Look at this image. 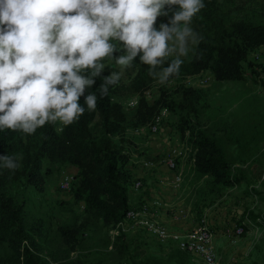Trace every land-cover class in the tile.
I'll use <instances>...</instances> for the list:
<instances>
[{
	"label": "rangeland",
	"instance_id": "rangeland-1",
	"mask_svg": "<svg viewBox=\"0 0 264 264\" xmlns=\"http://www.w3.org/2000/svg\"><path fill=\"white\" fill-rule=\"evenodd\" d=\"M205 5L193 19L203 40L181 67L209 50L208 41L218 52L229 38L245 47L254 35L251 42L259 43L242 58V79L215 80L211 70L203 69L161 84L137 57L121 82L110 86V121L118 125L109 135L110 146L129 169L175 159L177 166L170 170L180 185L175 179L169 188L162 184L170 198L153 205L172 232L184 235L206 225L217 251L215 264H264V0H205ZM161 20L167 18L158 17L157 26ZM108 64L103 75L120 70L115 61ZM208 75L211 80L201 85ZM133 99L138 103L129 106ZM89 113L94 118L88 128L98 136L102 120L95 110ZM158 116L161 131H146ZM200 131L224 148L233 184L197 171ZM63 132L46 123L25 134L14 151L20 167L0 169V264H7L12 253L6 232L19 229L31 251L50 264H207L132 221L114 226L93 216L85 200L75 196L79 168L64 152ZM138 180L133 177L129 185L132 207L151 201L134 199V192L143 189V183L134 189ZM253 216H260L258 224H252Z\"/></svg>",
	"mask_w": 264,
	"mask_h": 264
},
{
	"label": "clouds",
	"instance_id": "clouds-1",
	"mask_svg": "<svg viewBox=\"0 0 264 264\" xmlns=\"http://www.w3.org/2000/svg\"><path fill=\"white\" fill-rule=\"evenodd\" d=\"M205 6V0H0V131L33 134L46 123L63 131L95 110L97 91L107 96L137 57L159 83L169 82L203 40L193 19ZM158 17L167 20L157 26ZM110 60L120 70L103 75ZM96 78L103 82L90 91ZM20 158L0 153V169L19 168Z\"/></svg>",
	"mask_w": 264,
	"mask_h": 264
},
{
	"label": "trees",
	"instance_id": "trees-1",
	"mask_svg": "<svg viewBox=\"0 0 264 264\" xmlns=\"http://www.w3.org/2000/svg\"><path fill=\"white\" fill-rule=\"evenodd\" d=\"M255 36L247 37V46L243 47L235 39L229 38L222 44L223 50L214 52V41H208L210 49L201 51L192 62L181 67L180 73L193 74L203 69L211 70L215 80L242 79L240 65L244 54L249 52L259 42L252 43ZM179 73V74H180ZM178 74V75H179ZM101 78H96V83L90 91H97L102 83ZM86 89V93H87ZM95 111L100 115L103 129L98 136H94L88 125L93 121L89 111L71 125L64 127V141L66 155L70 161L78 166L75 175V196L85 200L93 216L105 224L114 226L123 221L130 207L131 194L129 185L133 174L131 169L121 163L118 153L110 146V134L118 131V125L110 121L112 109L111 91L100 97ZM81 96L80 102L83 103ZM25 133L19 130L5 129L0 131V153L15 154L17 143L22 140ZM197 171L202 176H213L220 184H233V168L229 163L224 148L215 140L210 139L200 131L196 137ZM2 197V195H0ZM252 224L260 222V216L251 217ZM11 243V258L7 264H50L44 258L31 251L25 244L27 235L24 229L6 232Z\"/></svg>",
	"mask_w": 264,
	"mask_h": 264
},
{
	"label": "built area",
	"instance_id": "built-area-1",
	"mask_svg": "<svg viewBox=\"0 0 264 264\" xmlns=\"http://www.w3.org/2000/svg\"><path fill=\"white\" fill-rule=\"evenodd\" d=\"M211 80V76L203 77L200 79L201 85L208 84ZM136 104L137 99H134ZM135 104V105H136ZM165 114V113H164ZM162 126V116H158L155 120L147 127L146 131H150L154 134L161 131ZM168 167L175 168L177 163L175 159H170L167 163ZM177 185H180L181 179L176 176L175 179ZM63 185H68V178L63 183ZM142 186L141 181L134 182V189H139ZM157 203H146L141 206H130L126 212V215L120 225H123L127 221H132L139 227H142L150 234L156 236L161 241H170L175 243L178 248L186 250L188 252L194 253L199 256L207 264H215L217 258V251L213 247V235L209 231L206 225H200L196 229H192L186 234L172 232L167 225L157 216V207L154 208L153 205Z\"/></svg>",
	"mask_w": 264,
	"mask_h": 264
},
{
	"label": "crops",
	"instance_id": "crops-1",
	"mask_svg": "<svg viewBox=\"0 0 264 264\" xmlns=\"http://www.w3.org/2000/svg\"><path fill=\"white\" fill-rule=\"evenodd\" d=\"M131 170L133 177L140 178L143 183V189L139 193L134 192L136 194L134 199L141 200L142 197H149L151 201L148 203H158L156 202L157 199L162 201V199L170 198V196L164 194V189H162V184H166V188H169V184L174 182L175 179L174 172L170 170L167 163H140L133 168L131 167ZM131 201L132 199H130V204ZM158 205L160 206V203Z\"/></svg>",
	"mask_w": 264,
	"mask_h": 264
}]
</instances>
